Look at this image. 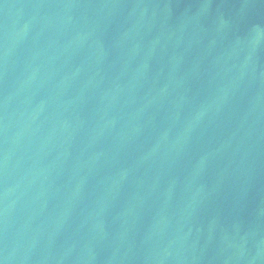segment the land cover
Returning <instances> with one entry per match:
<instances>
[{"label":"water","instance_id":"1","mask_svg":"<svg viewBox=\"0 0 264 264\" xmlns=\"http://www.w3.org/2000/svg\"><path fill=\"white\" fill-rule=\"evenodd\" d=\"M0 264H264V0H0Z\"/></svg>","mask_w":264,"mask_h":264}]
</instances>
